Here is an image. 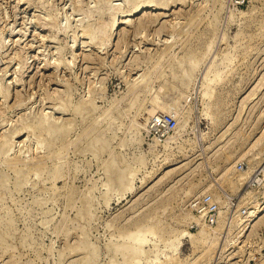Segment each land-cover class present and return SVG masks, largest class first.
<instances>
[{
	"label": "rangeland",
	"instance_id": "1",
	"mask_svg": "<svg viewBox=\"0 0 264 264\" xmlns=\"http://www.w3.org/2000/svg\"><path fill=\"white\" fill-rule=\"evenodd\" d=\"M263 200L264 0H0V264H264Z\"/></svg>",
	"mask_w": 264,
	"mask_h": 264
},
{
	"label": "built area",
	"instance_id": "2",
	"mask_svg": "<svg viewBox=\"0 0 264 264\" xmlns=\"http://www.w3.org/2000/svg\"><path fill=\"white\" fill-rule=\"evenodd\" d=\"M176 116L171 112L165 111L157 113L151 119V132L153 133V138L155 140H163L176 126ZM261 206L264 205V200L260 203ZM196 209L199 212V219L209 225L216 224L219 218V211H214L217 203L213 200L212 196L208 193L203 194L202 197L195 203ZM260 206V207H261ZM260 207H246L242 208L241 214L247 218L248 221L254 215H249V210L254 209V214L258 213Z\"/></svg>",
	"mask_w": 264,
	"mask_h": 264
},
{
	"label": "bare ground",
	"instance_id": "3",
	"mask_svg": "<svg viewBox=\"0 0 264 264\" xmlns=\"http://www.w3.org/2000/svg\"><path fill=\"white\" fill-rule=\"evenodd\" d=\"M142 7H144V6H142ZM140 8V6H137L131 13H134V12H136V11H138V9ZM172 111V113H173V110H171ZM264 210V208H261V209H259L258 210V213H256V214H254V211L251 213V215H254V218H253V220H251V221H254V219H259V218H263V215L264 214H262L263 211ZM262 212V213H261ZM257 220H255L254 221V224H255V222L257 221ZM263 220V219H262ZM242 221V220H241ZM251 221H249L250 223L247 225V228H246V230L248 229V228H250V226H251ZM254 224H252V226L254 225ZM256 225V224H255ZM254 227V226H253ZM244 228V227H243ZM244 230V229H243ZM242 232V231H241ZM240 234H242V233H240Z\"/></svg>",
	"mask_w": 264,
	"mask_h": 264
}]
</instances>
